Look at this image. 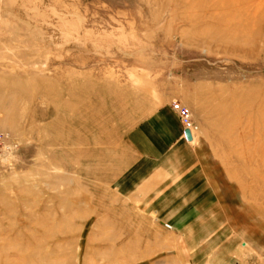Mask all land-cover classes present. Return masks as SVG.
Wrapping results in <instances>:
<instances>
[{
  "label": "rangeland",
  "instance_id": "obj_1",
  "mask_svg": "<svg viewBox=\"0 0 264 264\" xmlns=\"http://www.w3.org/2000/svg\"><path fill=\"white\" fill-rule=\"evenodd\" d=\"M0 264H264V0H0Z\"/></svg>",
  "mask_w": 264,
  "mask_h": 264
},
{
  "label": "built area",
  "instance_id": "obj_2",
  "mask_svg": "<svg viewBox=\"0 0 264 264\" xmlns=\"http://www.w3.org/2000/svg\"><path fill=\"white\" fill-rule=\"evenodd\" d=\"M172 108L177 112L183 126L185 127L184 130L188 132V128H190L189 126L191 125L187 109L177 103H173Z\"/></svg>",
  "mask_w": 264,
  "mask_h": 264
},
{
  "label": "water",
  "instance_id": "obj_3",
  "mask_svg": "<svg viewBox=\"0 0 264 264\" xmlns=\"http://www.w3.org/2000/svg\"><path fill=\"white\" fill-rule=\"evenodd\" d=\"M184 133H185L186 138L188 139L189 138V133L187 131H185Z\"/></svg>",
  "mask_w": 264,
  "mask_h": 264
},
{
  "label": "bare ground",
  "instance_id": "obj_4",
  "mask_svg": "<svg viewBox=\"0 0 264 264\" xmlns=\"http://www.w3.org/2000/svg\"><path fill=\"white\" fill-rule=\"evenodd\" d=\"M188 129L190 130V128H188ZM189 130H188V131H189Z\"/></svg>",
  "mask_w": 264,
  "mask_h": 264
}]
</instances>
